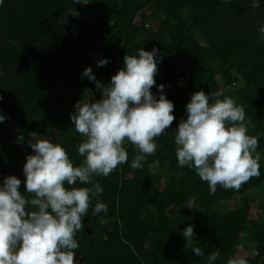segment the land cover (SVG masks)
I'll return each mask as SVG.
<instances>
[{
	"label": "trees",
	"instance_id": "trees-1",
	"mask_svg": "<svg viewBox=\"0 0 264 264\" xmlns=\"http://www.w3.org/2000/svg\"><path fill=\"white\" fill-rule=\"evenodd\" d=\"M261 24L264 0L256 9L251 0H4L0 115L6 119L0 123V184L14 175L22 181L21 194L26 192L21 171L33 151L27 146L33 132L60 143L79 165L83 158L77 146L83 138L75 132L70 114L76 102L86 98V89L91 90L88 99L89 93L101 99L95 84L82 78L84 69L90 66L97 81L107 84L123 67L125 55L156 48L161 54L156 85H164L176 119L166 137L155 138L157 150L142 169H131L138 149L125 142L128 162L107 178H96L104 189L98 199L108 206V214L92 215L93 199L84 229L76 236L80 248L75 259L80 264H207V256L219 251L216 264L240 259L264 264ZM99 50L100 60L109 61L103 67L90 55ZM174 58L180 63L174 64ZM182 80L187 85L180 86ZM151 91L160 94L155 86ZM198 91H223L234 99L245 111L248 135L258 139L260 176L238 191L218 186L210 195L194 170L178 166L174 130L186 119L185 106ZM13 123L18 130L7 132ZM21 135L24 143L18 139ZM158 173L166 175L161 190L156 186ZM255 191L259 193L253 195ZM236 197L240 206L225 211L223 203ZM257 210L259 216L253 218ZM188 225L194 226L193 246L201 247L204 257L186 246L180 233Z\"/></svg>",
	"mask_w": 264,
	"mask_h": 264
},
{
	"label": "clouds",
	"instance_id": "clouds-1",
	"mask_svg": "<svg viewBox=\"0 0 264 264\" xmlns=\"http://www.w3.org/2000/svg\"><path fill=\"white\" fill-rule=\"evenodd\" d=\"M260 2L251 0V8H259ZM3 4L4 0H0V6ZM258 31L264 42V24ZM160 59L156 48L150 52L141 48L134 55H125L123 67L107 84L97 81L90 66L84 69L82 78L95 84L101 99L93 97L90 102L87 93L91 90L86 89V98L76 102L70 114L75 132L83 138L77 146L83 158L79 165L60 143L35 132L30 134L27 146L35 154L27 155L23 166L26 192L21 194L22 181L14 175L5 177L0 184V264H80L75 259L80 248L76 236L84 229L83 221L93 199L92 215L108 214V206L98 199L104 189L96 178H107L128 162L125 142L138 149L131 169H142L157 150L155 138L166 137V130L176 119L174 103L163 94L164 85H156ZM108 62L102 59L97 67ZM154 86L158 96L151 91ZM185 108L186 119H181L174 130L180 168L194 170L207 183L210 195L218 186L238 191L242 184L260 176L258 139L248 135L245 111L234 99L223 91H198ZM5 119L0 115V123ZM18 139L24 143L22 135ZM180 234L195 256H205L201 247L193 246V225ZM219 255V251L211 252L207 264H216ZM228 264L246 261L229 260Z\"/></svg>",
	"mask_w": 264,
	"mask_h": 264
},
{
	"label": "rangeland",
	"instance_id": "rangeland-1",
	"mask_svg": "<svg viewBox=\"0 0 264 264\" xmlns=\"http://www.w3.org/2000/svg\"><path fill=\"white\" fill-rule=\"evenodd\" d=\"M172 61H173L174 64H179L180 63V60L178 58H174ZM187 83H188L187 80H182L180 82V86H185V85H187ZM34 154L35 153L32 151V155H34ZM263 155H264V153L262 154V157H263ZM263 163H264V157H263ZM24 164L22 165V171H21L22 175H24L23 174V166H24ZM165 182H166V175L163 174V173H158L156 175V186H157V188L160 189V190L163 189ZM258 193H259L258 191H255V192H253V195H257ZM239 200H240V198L236 197L233 201L224 202L223 203V209L225 211H230V210L234 209L235 207H237L238 205L240 206V203H239L240 201ZM170 213H171V211H170ZM173 215L174 214H173V210H172V214H170V216H173ZM257 216H259V210L255 211L253 213V218H256Z\"/></svg>",
	"mask_w": 264,
	"mask_h": 264
},
{
	"label": "water",
	"instance_id": "water-1",
	"mask_svg": "<svg viewBox=\"0 0 264 264\" xmlns=\"http://www.w3.org/2000/svg\"><path fill=\"white\" fill-rule=\"evenodd\" d=\"M102 50H99V51H97V52H90V55L93 57V59H94V61L95 62H97L98 60H100V58H101V54H102ZM21 68H22V65H20L19 66V68H18V70H17V73L18 72H20V70H21ZM89 100H90V102L93 100V95H92V93H89ZM91 230V228H87V231L89 232ZM79 256V255H78ZM80 257V256H79Z\"/></svg>",
	"mask_w": 264,
	"mask_h": 264
},
{
	"label": "flooded vegetation",
	"instance_id": "flooded-vegetation-1",
	"mask_svg": "<svg viewBox=\"0 0 264 264\" xmlns=\"http://www.w3.org/2000/svg\"><path fill=\"white\" fill-rule=\"evenodd\" d=\"M18 130V125H17V123H13L12 125H11V127H9L8 129H7V132H15V131H17ZM46 138H48V137H46ZM49 139V138H48ZM30 155H32V152H31V154Z\"/></svg>",
	"mask_w": 264,
	"mask_h": 264
},
{
	"label": "built area",
	"instance_id": "built-area-1",
	"mask_svg": "<svg viewBox=\"0 0 264 264\" xmlns=\"http://www.w3.org/2000/svg\"><path fill=\"white\" fill-rule=\"evenodd\" d=\"M147 27H149V26H147Z\"/></svg>",
	"mask_w": 264,
	"mask_h": 264
}]
</instances>
